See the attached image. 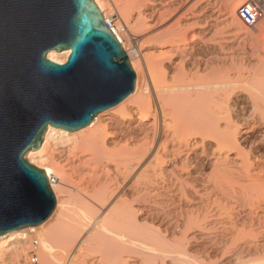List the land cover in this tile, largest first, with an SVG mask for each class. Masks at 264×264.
<instances>
[{"label":"bare ground","instance_id":"1","mask_svg":"<svg viewBox=\"0 0 264 264\" xmlns=\"http://www.w3.org/2000/svg\"><path fill=\"white\" fill-rule=\"evenodd\" d=\"M200 1L94 0L135 88L83 128L49 124L40 147L26 151L33 163L48 160L56 205L41 224L0 235V259L7 250L20 257L37 231L43 264H264V58L242 57L232 34L222 36L225 21L246 30L245 1ZM113 7L127 25L169 21L156 35L165 56L145 59L111 23ZM200 22L207 28L191 30ZM70 54L47 57L63 64ZM153 184L186 218L172 224L168 209L157 213L146 198Z\"/></svg>","mask_w":264,"mask_h":264},{"label":"water","instance_id":"2","mask_svg":"<svg viewBox=\"0 0 264 264\" xmlns=\"http://www.w3.org/2000/svg\"><path fill=\"white\" fill-rule=\"evenodd\" d=\"M68 48L63 64L47 57ZM135 81L94 0H0V235L39 225L55 208L45 170L24 159L48 125L87 126Z\"/></svg>","mask_w":264,"mask_h":264},{"label":"rangeland","instance_id":"3","mask_svg":"<svg viewBox=\"0 0 264 264\" xmlns=\"http://www.w3.org/2000/svg\"><path fill=\"white\" fill-rule=\"evenodd\" d=\"M226 1V0H225ZM242 1H246V0H240L239 2H242ZM263 1V3H264V0H262ZM184 2H185V4H184V6H190L189 4H194L195 2H201L200 0H184ZM240 4V3H239ZM115 6V5H114ZM117 8L115 7V9H114V7H113V10H114V13H112L111 14V17H110V21H111V23L113 24V26H115L122 34H127V35H129L128 37H129V40L131 41V43L133 44V46H134V48H137L138 50H141L140 52L142 53V52H144L145 54H143L142 53V55H143V57L146 59V57H150V60H152V59H157V58H163L165 55H163V54H161L160 55V51L157 49V44H159V41L157 40V33L159 32V31H157V30H159V29H161V28H163V26H166L165 24H167L169 21H167L166 23H161V25L160 24H158V25H156L154 28H152V29H146V27H144V26H141V27H143V30L141 29V27H140V25H138L136 22V24L134 23V26H132V24H129V25H127V22H125L124 21V17H120L119 16V14L117 13V10H116ZM116 12V13H115ZM117 19V20H116ZM169 20H171V19H169ZM118 21V22H117ZM232 21V20H231ZM230 20L229 21H225V22H223L224 24H222L221 25V27L220 28H222V30H220V31H222V36H224L225 34L227 35V34H232V40H233V42H234V46H231V49H229V50H231V51H233V52H239V53H241V55H243L244 53V56H242V57H247V56H249V58H254L253 60H255V61H258V59H259V61H260V59L262 58H264V56H263V54L262 53H264V17L256 24V25H254V26H249V25H246L245 23H244V26H245V28H246V30H240V29H238L237 30V28H236V25H235V23H233V22H231ZM119 23V24H118ZM129 26L131 27V28H133V30L131 29V28H129ZM162 26V27H161ZM195 26V25H194ZM194 26H192V28H191V30H198L199 28H203L204 29V27L205 28H207L206 26H208V24L207 23H204V22H200L199 24H196V26L194 27ZM201 26V27H200ZM120 27V28H119ZM191 27V26H190ZM219 28V29H220ZM130 29V30H129ZM247 29H248V31H247ZM137 30V31H136ZM138 30H140V31H138ZM145 30V31H144ZM155 30V31H154ZM157 31V32H156ZM228 31H232V32H230V33H228ZM247 33H245V32ZM131 32V33H130ZM141 32V33H140ZM154 32V33H153ZM227 32V33H226ZM153 33V34H152ZM200 33V32H199ZM235 33V34H234ZM245 33V34H244ZM150 34H152V35H150ZM201 35H202V38H205V37H207L208 35H204L203 36V34L204 33H200ZM224 34V35H223ZM234 34V35H233ZM237 34V35H236ZM147 35H149V36H147ZM210 35H214V34H210ZM218 36L220 37L221 36V32L218 34ZM241 38H240V37ZM244 37H245V39H244ZM144 38V39H143ZM151 38V39H150ZM210 37L208 36V38H206V40H208ZM234 38V39H233ZM142 39V40H141ZM147 39V40H146ZM156 39V40H155ZM154 40V41H153ZM205 40V39H204ZM205 40V41H206ZM142 41V42H141ZM237 43V44H236ZM242 44V45H241ZM233 47V48H232ZM244 48H245V50H244ZM228 50V51H229ZM146 51V52H145ZM148 51V52H147ZM230 51V52H231ZM262 51V52H261ZM149 55H148V54ZM260 53V54H259ZM257 57V58H256ZM261 57V58H260ZM147 59H149V58H147ZM167 61V60H166ZM165 61V62H166ZM239 63V62H238ZM167 65H168V62L166 63ZM228 65H230V63L229 64H227V66ZM231 66V65H230ZM232 66H234V65H232ZM197 79H199V78H196L195 80H197ZM201 79V78H200ZM198 81V80H197ZM201 81V80H200ZM199 81V82H200ZM202 82V81H201ZM239 93H240V91H239ZM237 94V96H238V98L239 99H241L244 103H242V104H245V103H247V104H245L247 107L250 105V103H249V101L247 100V98H246V95L243 93V95H244V97H243V95H242V92L240 93V94ZM246 99V100H245ZM242 128L244 129V127L241 125V132H242ZM45 133H46V131H45ZM242 134V133H241ZM125 135H127V134H125ZM125 138V137H124ZM126 139V138H125ZM123 144H126V142H124L123 141ZM32 155H30V154H27V152L25 153V155H24V159H26L27 161H29L30 163H32V164H34V165H36L37 167H39V168H41V169H44V170H46L45 168L47 167L46 166V163L48 162V160H47V162L45 163V160H40L39 161V159H36V157H34L33 159H36V160H38L39 162H37L38 164H36V163H33L32 161H31V159H32ZM51 175H52V177H53V179H55L56 178V174H55V172L54 171H51ZM154 186H156V185H154L153 184V186H151L150 187V189H149V191L147 192V196H146V198L148 199L147 201H149L148 203L149 204H152L155 208L156 207H158L156 210H157V213H158V211L160 210V213H162L163 212V214H161L160 216H163L162 218H165L166 217V212H167V209H168V214H167V217L165 218L166 220H167V222H169V221H171L170 223H176L177 221H181V219L183 220L184 218H186V216H187V214L185 213V212H183V214H181L182 212H180L182 209V207H180L181 205H179V203L178 202H174V204L172 203V201H168L167 199L165 200L164 198H167L166 197V195H165V193H164V191H162L161 193L159 192V191H161L160 189L159 190H154ZM158 186V188H160V185H157ZM157 188V189H158ZM152 190H154V192H152ZM159 192V194H160V196H158L159 194H157V192ZM162 195V196H161ZM149 196V197H148ZM153 198H151V197ZM154 196H155V198H154ZM156 198H157V200H156ZM151 199V200H150ZM155 199V200H154ZM163 199H164V202H163ZM160 200V201H159ZM151 201H156V203H154V202H151ZM142 203L143 202H146V201H141ZM151 202V203H150ZM169 202V203H168ZM163 203V204H162ZM167 203V204H166ZM172 205H171V204ZM179 205V207H180V210H179V207H178V205ZM155 204V205H154ZM171 206H170V205ZM176 205H177V207H176ZM152 206V207H153ZM161 206V207H160ZM153 207V208H154ZM167 207V208H166ZM159 209V210H158ZM164 209V210H163ZM166 209V210H165ZM173 209H175V210H173ZM178 211H177V210ZM155 210V211H156ZM163 210V211H162ZM164 211H166V212H164ZM172 211V212H171ZM179 212V213H177V212ZM171 212V213H170ZM159 213V214H160ZM166 213V214H165ZM165 214V215H164ZM181 216V215H183V216H181V217H179V215ZM170 215V216H169ZM169 216V217H168ZM173 218H172V217ZM168 218V219H167ZM169 218H170V220H169ZM172 218V219H171ZM175 218V219H174ZM210 218V217H209ZM208 218V219H209ZM174 219V220H173ZM207 218H206V220H208ZM175 220H176V222H175ZM208 222H209V220H208ZM35 233L37 234V231H35V232H32V234L30 233L29 234V236H30V240H31V242H28L29 244H27L26 246V251L25 252H23L22 253V255L20 256V257H18V256H16V254H14V253H11V250H7V251H5L4 252V254L2 255V257H1V259H0V264H29V257H30V255H31V253H33V251L34 252H36L37 253V255H38V259H39V262H38V264H43L41 261H42V259H41V255L39 254V248H38V246L39 245H37V248H35V247H33V242H34V240H37L36 238H38L37 236L38 235H36L35 236ZM39 243V242H38ZM247 259V258H246ZM245 259V260H246Z\"/></svg>","mask_w":264,"mask_h":264},{"label":"built area","instance_id":"4","mask_svg":"<svg viewBox=\"0 0 264 264\" xmlns=\"http://www.w3.org/2000/svg\"><path fill=\"white\" fill-rule=\"evenodd\" d=\"M238 15L246 25L254 26L264 17V3L262 0H246L239 8ZM33 247L37 248V242H33ZM39 259L33 251L29 257V264H38Z\"/></svg>","mask_w":264,"mask_h":264}]
</instances>
